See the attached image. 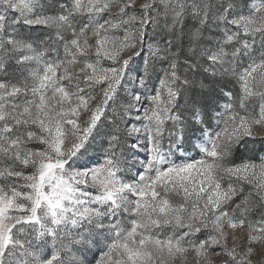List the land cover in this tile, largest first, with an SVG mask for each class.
Returning a JSON list of instances; mask_svg holds the SVG:
<instances>
[{"label":"snow or ice","instance_id":"obj_1","mask_svg":"<svg viewBox=\"0 0 264 264\" xmlns=\"http://www.w3.org/2000/svg\"><path fill=\"white\" fill-rule=\"evenodd\" d=\"M0 264H264V0H0Z\"/></svg>","mask_w":264,"mask_h":264},{"label":"rangeland","instance_id":"obj_2","mask_svg":"<svg viewBox=\"0 0 264 264\" xmlns=\"http://www.w3.org/2000/svg\"><path fill=\"white\" fill-rule=\"evenodd\" d=\"M140 158H143V154H141V157Z\"/></svg>","mask_w":264,"mask_h":264}]
</instances>
